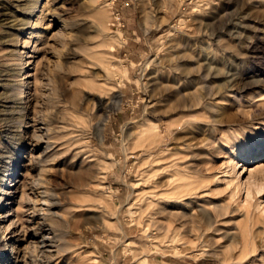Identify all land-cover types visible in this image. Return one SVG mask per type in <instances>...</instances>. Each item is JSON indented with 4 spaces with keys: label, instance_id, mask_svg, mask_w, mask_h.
I'll list each match as a JSON object with an SVG mask.
<instances>
[{
    "label": "rangeland",
    "instance_id": "obj_1",
    "mask_svg": "<svg viewBox=\"0 0 264 264\" xmlns=\"http://www.w3.org/2000/svg\"><path fill=\"white\" fill-rule=\"evenodd\" d=\"M27 1L0 0L1 41ZM38 18L50 30L18 38L34 120L14 166L16 129L0 133L4 264H264V194L247 195L264 178V0H42ZM213 202L228 214L206 218Z\"/></svg>",
    "mask_w": 264,
    "mask_h": 264
},
{
    "label": "bare ground",
    "instance_id": "obj_2",
    "mask_svg": "<svg viewBox=\"0 0 264 264\" xmlns=\"http://www.w3.org/2000/svg\"><path fill=\"white\" fill-rule=\"evenodd\" d=\"M41 3H42V0H29V1H27L26 4L24 5V10H23V13H22L23 19L21 21H19V25H15V26L13 25L14 28L15 27H19L20 28L19 31L17 30L18 33L15 34V35L12 34L11 37L8 39V41H1L0 40L1 46H5L4 48H6V46L11 47L12 51H9V52H11L12 56L17 58L16 59L17 63L14 65V67L13 66L9 67V68H7L8 70H4V71L2 69H0V133H2V130L5 129L6 130L5 133L11 134V129L13 127H14V129H16V131H15L16 132L15 133L16 136L14 138V142L13 143L11 142V144H14V143L16 144L15 145V149L17 150V153L10 158V163L13 166L16 165V163L19 161L20 156H21V152H22L20 149L23 148V146L26 144V141L23 138V130L33 127V125H31V123L34 120V115H31L32 119L29 118L30 117V113H29L30 109H29V106H28L29 105L28 104L29 98H28V96L26 97V92L30 93L31 90L29 88L28 81H26L27 79L25 78V76L27 75V73H25V69H24L25 65L30 64V62L26 63L27 62L26 61L24 63L23 54L20 52L19 48H17L19 46V44H20V40L18 38L22 37V39L24 40V43H23L24 47L26 48V47H28L30 45V43H29L30 38L35 36L34 32H35V30L37 28H39L41 26L43 28L42 30L45 31V32L50 30L49 25H46V24L42 25L41 22L43 23V21L41 20V22H39L37 20V19H39L38 18V13L40 12V9H41ZM2 17L3 16L0 15V19ZM35 19H36V21H35ZM13 26H11L12 29H13ZM6 32H7V30H6ZM9 32H8V34H9ZM58 35L57 34L55 35L56 38H57ZM66 36H69V34L66 35ZM60 37L62 38V36H60ZM22 39H21V41H22ZM62 39H64V38H62ZM62 39L60 41H62ZM66 41H68V40L66 39ZM6 42H11L12 45H7ZM37 52H38V49L35 46L34 49L32 50V54L30 53L31 54L30 57H29L30 61L35 59V55L37 54ZM1 61H3V60H1ZM3 63H4V61H3ZM34 64H36V62H34ZM209 67L206 68L207 71H208ZM209 70L212 71L211 69H209ZM219 72H221V71L218 70V74H219ZM207 73L210 74L211 72L210 73L207 72ZM212 73H214V72H212ZM221 74H223V76H225L226 72H224V73L221 72ZM212 76H214V75H212ZM23 77H24V79H23ZM217 77H218V75H217ZM224 80H226V84L222 83L223 85H221L222 86L221 89L223 87H226V88H223V89L227 90V75H226V78H224ZM54 87H55V85H54ZM209 95H211V94H209ZM52 100L53 99H51L50 101L52 102ZM201 101H202L201 97H198L196 106L200 107L201 106ZM117 102H118V105H120V101L117 100ZM36 118H37V116H36ZM94 118H96V116L92 117L91 120L93 121ZM105 122H106V120L98 121V122L96 121V123L91 125L92 130H94L98 135H100L101 140H103V128H104L103 125H104ZM9 123H13L14 125L10 127ZM156 128L157 127H150L149 132L152 133V134L155 133ZM44 136H45V134L42 133L41 135H39L38 132L33 128L32 135H31L30 139L33 142H41V141L47 140L48 137L45 138ZM150 137L152 138L153 136H150ZM45 147L46 148L44 150V153H47V152H49L52 149V144L47 142ZM1 161H2V159H1V154H0V164H1ZM43 161H44V157H40L39 158V162L42 163ZM94 170H96L95 167H94ZM11 178H12V175L11 176H7V177L2 176V180H1V183H0L1 184L0 185V210L5 208V203H6L5 198L7 196L6 190L7 189H12L11 187H7L10 184V182H8V181ZM90 178L92 179V176ZM95 180H98V179H95ZM99 180H101V179H99ZM253 190H255V192L258 195L264 194V178L261 179V180H256L254 185H250L249 184L248 185V189H247V195L250 196ZM44 198L45 197H43L42 199H44ZM43 203H44V206H47V207H48V205H50V204H48V202L46 200ZM210 205H211V208H212V210H211L212 212L206 213L207 214L206 218H208V219H211V218L212 219L213 218L214 219H219V218H222L225 215H227L228 212H229V208L227 206H224V205H221V204H217V203H214V202L211 203ZM53 208H54V206H53ZM11 216H12L11 212H8V211H5V212L0 214V264H4V261H5L6 257H14V256L17 255V249H16V244L17 243H16V240H14V238H13V235H14L13 231H14L15 223L13 222L14 220L11 221ZM47 226H49V225H47ZM51 242H53V239H51ZM45 252L48 253L47 250ZM43 255H45V254H43ZM51 257H52V255H51ZM15 260H16V258H15ZM15 264H17V263H15Z\"/></svg>",
    "mask_w": 264,
    "mask_h": 264
}]
</instances>
